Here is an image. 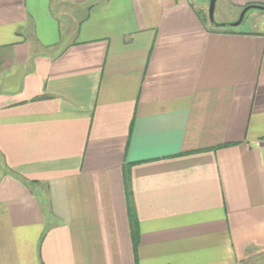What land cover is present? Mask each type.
Instances as JSON below:
<instances>
[{"label": "crops", "instance_id": "obj_1", "mask_svg": "<svg viewBox=\"0 0 264 264\" xmlns=\"http://www.w3.org/2000/svg\"><path fill=\"white\" fill-rule=\"evenodd\" d=\"M248 5L0 0V264H264Z\"/></svg>", "mask_w": 264, "mask_h": 264}, {"label": "rangeland", "instance_id": "obj_2", "mask_svg": "<svg viewBox=\"0 0 264 264\" xmlns=\"http://www.w3.org/2000/svg\"><path fill=\"white\" fill-rule=\"evenodd\" d=\"M191 1H193L196 5L205 6L206 7L205 14L208 15L207 11L209 6V0H191ZM220 7H221V0H216L213 10V21H212L213 23H217L218 21H220L222 19V16L224 15V14L221 15ZM263 17H264V11L262 9L251 8L246 12L244 19L242 20L241 24H239L238 26L240 28H250L252 26L260 28L261 27L260 20Z\"/></svg>", "mask_w": 264, "mask_h": 264}, {"label": "water", "instance_id": "obj_3", "mask_svg": "<svg viewBox=\"0 0 264 264\" xmlns=\"http://www.w3.org/2000/svg\"><path fill=\"white\" fill-rule=\"evenodd\" d=\"M215 2H216V0H209L208 16H209V19H210L211 21H213V10H214ZM250 8H257V9H263V10H264V6H261V5H248V6H245V7L241 10L238 19H237L235 22H233L231 25H234V26H235V25L240 24L241 21L243 20V17H244V15H245L246 11H247L248 9H250Z\"/></svg>", "mask_w": 264, "mask_h": 264}, {"label": "trees", "instance_id": "obj_4", "mask_svg": "<svg viewBox=\"0 0 264 264\" xmlns=\"http://www.w3.org/2000/svg\"><path fill=\"white\" fill-rule=\"evenodd\" d=\"M204 17L206 20H208V16L206 14H204ZM211 26L215 27V28H221V26L217 25V24H211ZM132 233H133V238H134V245L137 243V239H136V235L138 232V227H137V223L136 221L132 222Z\"/></svg>", "mask_w": 264, "mask_h": 264}]
</instances>
